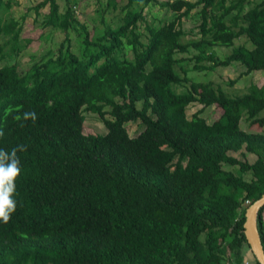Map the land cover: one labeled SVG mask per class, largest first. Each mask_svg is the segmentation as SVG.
<instances>
[{"label": "trees", "instance_id": "obj_1", "mask_svg": "<svg viewBox=\"0 0 264 264\" xmlns=\"http://www.w3.org/2000/svg\"><path fill=\"white\" fill-rule=\"evenodd\" d=\"M15 4L0 0V149H27L17 153V210L0 221V264H250L248 251L261 264L244 224L264 195V132L242 121L264 126V84L233 96L190 72L234 62L244 74L264 70V0H128L118 22L94 32L78 0L64 10L42 0V27L65 38L26 69L18 59L35 40L22 37ZM151 4L175 17L148 21ZM196 10L198 32L185 38ZM243 36L250 45L235 44ZM216 46L233 49L223 58ZM192 103L203 107L189 117ZM211 105L223 109L217 132L202 115ZM87 112L105 134L85 131ZM138 120L144 129L132 136L126 124ZM258 229L264 245V206Z\"/></svg>", "mask_w": 264, "mask_h": 264}, {"label": "rangeland", "instance_id": "obj_2", "mask_svg": "<svg viewBox=\"0 0 264 264\" xmlns=\"http://www.w3.org/2000/svg\"><path fill=\"white\" fill-rule=\"evenodd\" d=\"M18 4H15L10 11V15L22 20L23 16H26L24 21V28L22 32L23 38H32L35 41L31 42L27 49H25L19 57V64L22 69L28 68L33 62L39 60L42 55H44L49 49H55L60 45V42L65 38V33L57 28L47 27L43 28L41 22L44 17L38 15L35 11V6L42 0H17ZM163 1V0H160ZM173 1V0H171ZM260 1V0H258ZM109 0H78L77 8L75 7L76 13L80 16L82 22L86 23L88 27L93 30L96 25L100 28L104 27L105 22H118L121 16L126 10H123L124 5L128 0H120L117 8H108L107 3ZM62 9H65V0H59ZM48 6L42 9V14L48 12ZM147 14V20L156 23L164 18L167 14L165 21H170L175 17V13L167 8L161 7L159 4H151L145 9ZM198 11H194L190 17L183 20V28L187 32L185 38H194L198 32V24L200 22ZM145 25L144 23L142 24ZM70 37L73 43L72 50L79 52V43L77 40L78 34L75 31L70 32ZM235 44H247L250 45L245 36L236 39ZM232 46H216L215 50L221 57L232 52ZM183 56V55H180ZM194 62L189 66L193 67ZM246 67L239 63L234 62L229 66H218L214 71H198L193 70L190 72V76L196 80L208 81L211 80L217 85H221L229 91L231 95H239L246 92L247 87L251 83H257L258 85L264 84V70L253 71L250 74H244ZM236 80L235 83L232 81ZM185 87H179L178 90L182 91ZM203 105L200 103H192L188 107V116L191 117L194 112L202 108ZM85 131L87 133H101L105 134L107 132V127L103 123L99 115L92 112L85 113ZM206 117L209 127L212 132H217L218 127L216 122L219 120L221 122L225 121L223 117V109L217 105H211L205 108L203 114ZM261 115H264L262 112ZM127 129L132 136H137L143 129V123L138 121H131L126 124ZM242 127L248 131L264 132V126L259 124H251L245 118L242 121ZM245 151V150H244ZM235 156L239 158H245L250 162L256 159V155L251 152H246L245 157L242 156L240 152H233ZM247 260L254 262L253 254L251 251L247 252Z\"/></svg>", "mask_w": 264, "mask_h": 264}, {"label": "clouds", "instance_id": "obj_3", "mask_svg": "<svg viewBox=\"0 0 264 264\" xmlns=\"http://www.w3.org/2000/svg\"><path fill=\"white\" fill-rule=\"evenodd\" d=\"M3 133L0 132V136ZM27 145H18L11 150L0 149V221L7 224L17 210L16 180L21 175L22 166L18 152L25 151Z\"/></svg>", "mask_w": 264, "mask_h": 264}, {"label": "water", "instance_id": "obj_4", "mask_svg": "<svg viewBox=\"0 0 264 264\" xmlns=\"http://www.w3.org/2000/svg\"><path fill=\"white\" fill-rule=\"evenodd\" d=\"M262 206L264 195L248 207L244 230L254 255L261 264H264V245L258 229V214Z\"/></svg>", "mask_w": 264, "mask_h": 264}]
</instances>
